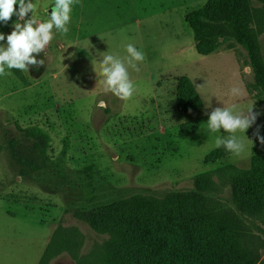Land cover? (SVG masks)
<instances>
[{
    "label": "rangeland",
    "instance_id": "obj_1",
    "mask_svg": "<svg viewBox=\"0 0 264 264\" xmlns=\"http://www.w3.org/2000/svg\"><path fill=\"white\" fill-rule=\"evenodd\" d=\"M205 1L79 0L69 33L56 32L47 57H37L45 59L43 67L6 69L11 74L0 76V264H38L60 225L79 231L73 239L82 243L79 259L107 237L81 220V211L134 193L187 190L197 173L226 164L246 168L264 152L253 135L259 126L264 136V95L245 50L229 39L200 55L184 21ZM53 4L39 0L38 22L48 19ZM15 21L13 16L8 25L0 22V33L10 34ZM129 43L146 58L139 72L129 68L136 91L125 101L106 90L101 60L105 54L125 57ZM257 43L264 59V30ZM183 75L202 100L190 113L176 106ZM233 87L242 95L231 96ZM233 104L241 111L255 105L260 113L245 133H236L245 150L206 162L216 136L227 134L209 132L205 112ZM196 118L201 124L183 132L181 125ZM216 194L233 205L229 187L220 186ZM77 259L63 252L50 264H78Z\"/></svg>",
    "mask_w": 264,
    "mask_h": 264
},
{
    "label": "trees",
    "instance_id": "obj_2",
    "mask_svg": "<svg viewBox=\"0 0 264 264\" xmlns=\"http://www.w3.org/2000/svg\"><path fill=\"white\" fill-rule=\"evenodd\" d=\"M252 1L206 0L184 21L200 55L215 52L229 39L242 46L254 84L264 95V59L257 43L264 30V0H255L260 6ZM175 95L180 113L202 107L187 76L178 78ZM201 121H187L181 129L192 132ZM63 142L66 148V139ZM228 154L216 147L204 159L213 162ZM220 186L229 187L232 206L216 194ZM78 217L107 236L101 245L77 259L82 243L73 239L80 233L60 225L38 264H50L63 252L78 264H264V228L259 225L264 224V152L252 156L246 168L226 164L197 173L187 190L134 193L81 211Z\"/></svg>",
    "mask_w": 264,
    "mask_h": 264
},
{
    "label": "clouds",
    "instance_id": "obj_3",
    "mask_svg": "<svg viewBox=\"0 0 264 264\" xmlns=\"http://www.w3.org/2000/svg\"><path fill=\"white\" fill-rule=\"evenodd\" d=\"M38 3L39 0L36 2L33 0H0V22L8 25L12 17H16L11 33L7 36L0 33V42L6 41V43H0V76L11 74L6 72V69L29 72L30 68L43 67L45 59H37V57L41 54L47 57L46 50L54 39V34L56 32L61 35L69 33L68 25L71 22L73 6L78 4L79 0H54V4L48 10V19L44 22H38L36 19ZM126 53L127 55L123 58L105 54L101 60V74L106 90L125 101L131 99L136 91L135 84L130 78L129 68L139 72L138 65L146 58L145 53L138 50L132 43L126 45ZM230 94L233 97L242 95L237 87L231 88ZM254 106L249 107L247 111H241L237 109L236 104H233L230 107H215L210 113L205 112L208 116L207 130L211 133L227 134L216 136L217 148L223 147L234 156H240L244 152L245 144L236 133H245L256 123L260 113L253 110ZM253 135L261 145H264V136L260 135L259 126Z\"/></svg>",
    "mask_w": 264,
    "mask_h": 264
}]
</instances>
